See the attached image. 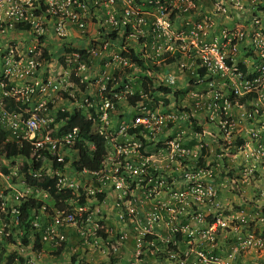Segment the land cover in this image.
Listing matches in <instances>:
<instances>
[{"label":"built area","instance_id":"built-area-1","mask_svg":"<svg viewBox=\"0 0 264 264\" xmlns=\"http://www.w3.org/2000/svg\"><path fill=\"white\" fill-rule=\"evenodd\" d=\"M97 11H102L101 21ZM48 21L57 40H63L66 24L84 33L87 21L96 22L103 39L90 40L82 51L63 43L60 58L52 62L41 47ZM257 24L255 0H0V37L19 29L33 42L28 48L18 38L0 42V129L8 133L5 141L25 142L34 155L22 158L6 179L18 178L16 172L24 164L32 179L48 177L56 193L70 194L61 209L51 213L42 206L33 211L30 226L40 228V217L47 221L38 238L42 246L35 253L27 243L18 245L10 253V264H33L25 257L28 249L40 256L45 247L58 248L65 242L66 228L76 233H136V262L158 252L159 246L175 260L176 235L191 236L186 223L177 222L175 204L192 208L214 195L202 181L203 169L188 163L179 171L178 163L189 157L221 156L239 122L264 114L255 108V102H264V64L254 65L255 50L264 62ZM104 53L106 62L95 64L103 70L86 78L82 73ZM4 99L22 105V111L7 112ZM63 99L73 111L80 110L91 121L92 132L102 138L104 154L97 170L61 167L69 152L76 155L73 147L80 140L76 126L63 131L65 122H56L63 119L50 117ZM245 133L248 143L237 138L238 150L264 163V134L252 128ZM87 147L94 150L91 143ZM34 163L39 166L33 170ZM163 174L169 181L181 176L183 191L170 189L172 182L166 187ZM26 187L49 197L46 191ZM161 189L168 190L165 202L157 200ZM110 192L114 196L109 201ZM187 194L193 196L188 201ZM20 199L15 196L16 205L9 208L15 225L18 206L29 200ZM3 212L0 204V215ZM217 224L215 219L210 228ZM146 235L154 238L145 242ZM9 237L0 233L1 251L6 252ZM196 255L206 261L201 253Z\"/></svg>","mask_w":264,"mask_h":264},{"label":"rangeland","instance_id":"rangeland-1","mask_svg":"<svg viewBox=\"0 0 264 264\" xmlns=\"http://www.w3.org/2000/svg\"><path fill=\"white\" fill-rule=\"evenodd\" d=\"M255 12L257 21H259L256 31L264 41V0H255ZM255 55L254 65H263L264 62L260 60L258 50H255ZM59 62L61 64V61ZM90 79L86 81H91ZM92 87H96V85L93 84ZM255 104L256 109L264 111V102L262 104L255 102ZM61 108H64L66 113H73L74 106L68 105V102L63 99L50 110V117L54 118L56 111ZM118 114L122 115V110H118ZM117 115L114 121L118 120ZM56 122L60 123V126L64 124L63 120L58 119ZM247 124L255 127H247ZM250 128L257 130L259 136H263L264 114L248 123L239 122V130L234 131L230 146L224 148L221 156L210 155L202 160L189 157V159L185 158L183 162L178 163L176 169L179 171L188 163H191V166L194 165L195 168L198 166L203 169L205 175L202 181L213 188L214 195L204 198L192 208L183 206V204H175L177 222L186 223L191 232L189 237L187 233H179V236L176 237L178 244L175 249L177 254L175 260H169L164 252V247L159 246L158 252L151 255L146 253L139 264H264V163L259 159L254 160L243 156L244 150L239 151L237 147L240 145L236 142V139L239 138L248 143L245 131ZM235 142L236 144H234ZM224 146L226 147V145ZM249 147L251 148V145ZM247 149L249 148L247 147ZM69 154L70 160L73 161L75 153L71 151ZM201 161L203 164L199 166ZM21 162L22 158H15L9 165L13 169L19 167ZM3 164L4 160H1L0 166ZM162 177L165 186L167 187L172 182L169 187L176 192L183 191L185 188L181 176L175 177L174 181H169L167 175L163 174ZM21 178L15 176L16 187L9 189V193L4 192V198H1L7 206H3L4 212L0 215V233H10L11 237L5 240V243L10 244L9 247L8 244H5L7 245L6 252L0 250V264H10L11 261L8 263L10 253L23 243L32 245L35 234L28 228H19L20 225L13 224L10 220L11 216L6 214V212L9 213L10 207L8 208V206L16 205L14 197L20 196V200L40 201L47 204L46 207L49 210L53 206L50 197H44L40 191L35 192L31 188L27 189L26 183L22 184ZM167 191L161 189L157 199L159 202L166 201ZM192 197L187 194L186 201ZM9 199L10 202L7 204ZM87 203H89L87 207L92 209L93 202L88 200ZM147 207L149 206H145L144 211L148 209ZM32 215L33 211L29 218ZM187 215H191L192 218L188 220ZM185 218L188 222H184ZM40 219L45 220L42 217ZM215 219H218L221 225H213L214 228L211 229L210 225ZM27 225H29V221ZM124 234L127 237L124 242L134 249L136 234ZM161 234L167 235L168 233ZM104 235L107 236L105 241L100 239L101 236L98 233H72L70 235L65 233L64 248L68 250L65 255L46 250L37 256L31 249H28L27 254L25 252V257L33 264H68L70 258L73 259L72 264H120L121 261L126 264L119 253L120 249L118 248V252L112 253L108 245L116 234L105 233ZM197 253H201L206 261L198 260ZM112 261L116 262L112 263Z\"/></svg>","mask_w":264,"mask_h":264},{"label":"trees","instance_id":"trees-1","mask_svg":"<svg viewBox=\"0 0 264 264\" xmlns=\"http://www.w3.org/2000/svg\"><path fill=\"white\" fill-rule=\"evenodd\" d=\"M19 28H21V26H19ZM130 102H132V100H130ZM21 106L22 105L19 104L15 105L11 99H4L2 103V107L7 112L19 113L23 109ZM56 116L57 118L63 119L65 122L63 131L67 129V126L68 128L76 126L80 138V140L73 147L74 151H76V155L73 161H71L69 157H65L63 163L61 164V167L69 165L76 172H80L82 170H86V171L97 170L99 161L104 154V143L101 137L96 136L92 132L91 121L87 120L86 117L81 115L80 110L78 109H75L73 113L57 112ZM128 131L129 133L132 132V130H128ZM7 136L8 133L0 129V160L15 159L18 157L23 159L34 158V155L31 152L30 147L28 146L27 143L24 142L21 145H19L18 143H16V140L5 141ZM89 143L94 145V150L88 149L87 144ZM38 166L39 163H34L32 169L33 170L37 169ZM22 167L23 169L20 170L19 174L23 176L24 182L26 184L34 188H37L41 191H46L49 194L51 200L53 201L52 207L54 209H61L64 207V201L67 200L70 195L69 191H65L63 193H56L53 187L52 179L48 177L32 179L28 175V170L26 169V166L23 164ZM59 200L61 201V203H58ZM42 206H45L46 208L47 204H44L40 201H36L33 199H29L25 202H22L18 207L19 219L22 220V224L19 226V228H23V229L27 228L28 225L26 221L30 220L29 218L30 213L32 211H37ZM36 235L39 236L40 233H36ZM176 236H179V234H177ZM32 244H34L36 249L40 246V241L38 237H35V241ZM62 246L63 244L61 243L59 248H57L56 254L60 252ZM10 261L11 260H8V263H10Z\"/></svg>","mask_w":264,"mask_h":264},{"label":"crops","instance_id":"crops-1","mask_svg":"<svg viewBox=\"0 0 264 264\" xmlns=\"http://www.w3.org/2000/svg\"><path fill=\"white\" fill-rule=\"evenodd\" d=\"M89 2L92 0H88ZM96 17L97 20H102L103 14L102 11H97L96 12ZM97 27H99L96 22H91V21H87L86 24V30L84 33L79 32L78 30H76L73 27H70L69 24H66L64 26V32H65V38L61 41V40H57L52 36V29H51V21H48V26H47V36L45 38V42L41 43V47H43L42 49L47 52L48 55H44L46 58H48L49 60L56 61L58 59V57L62 54V50L60 49L61 46H64L65 44L72 47L73 49L82 51L83 49H85L87 47V45L89 44L90 40H102L103 38L101 37V34H99V31ZM19 30V29H17ZM12 31L11 33H8L7 35H5L4 37H0V42L4 43V41L10 37L12 38H18L21 41V45L24 48H28L31 47L33 45L32 39L29 38L28 35H26L23 31ZM65 43V44H63ZM3 45V44H2ZM60 58V57H59ZM100 60V61H99ZM106 54H102L98 59H94L92 60V64L90 65V68L87 71H84L82 74L86 75V78H90L93 74L96 73V71H99L100 68H97V66L95 65L96 62H106ZM52 68V67H51ZM58 69V68H57ZM56 69V70H57ZM101 70H103L101 68ZM81 74V73H80ZM3 160V159H1ZM0 160V161H1ZM5 160V159H4ZM12 161V159H7L5 160V163L3 164V166H0V204H3V206H7L3 201V199L1 200V198H4V192L9 193V189L16 187V179H14V177H11L9 180L8 178L6 179V176L9 174L10 172L9 170H13L12 167H10L9 163ZM23 168V167H22ZM16 172V171H15ZM18 173V172H16ZM20 173V171H19ZM18 173V178L21 177L20 174ZM11 176V175H10ZM114 194L112 192L107 194V198L110 201L111 199H113ZM10 202V199L7 201V204ZM94 206V205H92ZM11 208V206H8V208ZM94 208V207H93ZM101 209V207H100ZM39 210V209H38ZM37 210V211H38ZM36 211V212H37ZM103 213H105L106 211L103 210ZM6 214H9L8 212H6ZM107 221L105 222L106 224H109L110 219L109 217H107ZM47 221L40 219L39 218V226H43L45 225ZM118 225H116V227H118ZM121 227V226H120ZM119 230H122L121 228H119ZM38 231H40V229H38ZM63 233L65 235V233H67L68 235L72 234V233H76L75 230L73 229H69L66 228L63 230ZM116 235L118 233H115ZM66 237V236H65ZM104 237V241L107 239V236H103ZM127 238V237H126ZM127 240V239H126ZM131 243V241H130ZM122 248V249H121ZM64 249V250H63ZM120 255L122 256L123 261L126 262V264H139V262H141V260H143L144 258H142L139 262L135 261L133 256H134V249L130 248L128 246V244L126 242H123L120 245ZM67 249L64 248V244L62 246V248L60 249V252L58 253L59 255H65L67 253ZM56 253V252H55ZM72 258H70V262L68 264H72ZM116 261H113L112 263H114ZM120 264H124L122 261L120 262Z\"/></svg>","mask_w":264,"mask_h":264},{"label":"clouds","instance_id":"clouds-1","mask_svg":"<svg viewBox=\"0 0 264 264\" xmlns=\"http://www.w3.org/2000/svg\"><path fill=\"white\" fill-rule=\"evenodd\" d=\"M65 38V35H64V37L62 38V39H64ZM23 168H20L17 172L19 173V171L20 170H22ZM17 173V174H18ZM21 176V175H20ZM22 178H23V176H21ZM50 197V196H49ZM21 204V203H20ZM19 207V206H18ZM46 209H47V211L48 212H51L52 213V209H54L53 207L49 210V208L48 207H46ZM33 219V215H32V217L30 218V220H29V225L27 226V228L28 229H30V230H32V231H34L35 232V234L36 233H40V231H41V227L40 228H33L32 226H30V222H31V220ZM26 222H28V221H26ZM22 224V220H20L19 219V223H18V225H21ZM39 224V223H38ZM46 224V223H45ZM119 227V226H118ZM118 227H116V228H118ZM38 229H40V231H38ZM72 229V228H71ZM128 233V232H127ZM34 234V238L32 239V241L34 242L35 241V237H38L39 238V236H37V235H35ZM105 234V233H104ZM103 233H102V231H99L98 232V235H100L101 237H100V239L101 240H103L104 241V237L103 236H106V235H104ZM136 234V233H135ZM103 235V236H102ZM120 235H124L125 236V239H126V235L124 234V233H118V235H115V237L112 239V241H111V243H108V245L110 246V250H111V252L112 253H116V252H118V248H120V245L125 241V240H123L122 242L121 241H119V236ZM154 238V236H152V235H146L145 237H144V241L146 242V241H149V240H151V239H153ZM62 244H64V242L62 243ZM30 246H31V248H32V250L35 252V253H37L39 250H40V247L42 246V244L40 243V246L36 249H34V244H30ZM115 248L116 249V251L114 252L113 250H112V248ZM59 248V247H58ZM62 248V247H61ZM46 250H48L49 252H52V251H55V252H57V248H54V249H51V248H46L45 249V251ZM44 252V251H43ZM113 262V261H112ZM111 263V262H110Z\"/></svg>","mask_w":264,"mask_h":264}]
</instances>
